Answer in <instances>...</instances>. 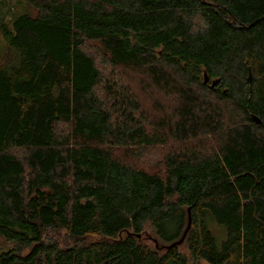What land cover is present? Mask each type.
I'll use <instances>...</instances> for the list:
<instances>
[{"label": "trees", "instance_id": "obj_1", "mask_svg": "<svg viewBox=\"0 0 264 264\" xmlns=\"http://www.w3.org/2000/svg\"><path fill=\"white\" fill-rule=\"evenodd\" d=\"M26 1L0 264H264V0Z\"/></svg>", "mask_w": 264, "mask_h": 264}, {"label": "rangeland", "instance_id": "obj_2", "mask_svg": "<svg viewBox=\"0 0 264 264\" xmlns=\"http://www.w3.org/2000/svg\"><path fill=\"white\" fill-rule=\"evenodd\" d=\"M35 10L26 0H0V22L11 25L14 19L21 14H34ZM4 40L0 33V47ZM217 243L220 244L222 240V231L213 232ZM13 247V242L0 236V254L7 252ZM200 264H207L202 261Z\"/></svg>", "mask_w": 264, "mask_h": 264}, {"label": "water", "instance_id": "obj_3", "mask_svg": "<svg viewBox=\"0 0 264 264\" xmlns=\"http://www.w3.org/2000/svg\"><path fill=\"white\" fill-rule=\"evenodd\" d=\"M250 80H251V74H249V76H248V82H250ZM204 82L205 83L208 82V78L207 77H205ZM218 82H219V80H216V81L212 82L211 85H210V88H213ZM254 121L257 124H260V120L258 118L254 117Z\"/></svg>", "mask_w": 264, "mask_h": 264}]
</instances>
